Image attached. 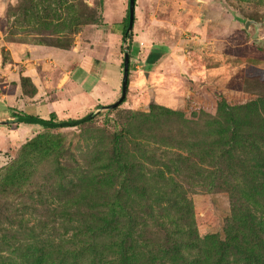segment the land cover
Returning <instances> with one entry per match:
<instances>
[{
    "label": "rangeland",
    "instance_id": "obj_1",
    "mask_svg": "<svg viewBox=\"0 0 264 264\" xmlns=\"http://www.w3.org/2000/svg\"><path fill=\"white\" fill-rule=\"evenodd\" d=\"M0 5L5 6L0 121L17 115L72 122L120 99L129 0H17L15 5L0 0ZM248 21L256 22L258 31L254 24L246 30ZM126 42L131 46L129 82L119 107L67 128L0 123V264H27L42 250L46 264H59L68 250L75 254L64 256L65 264L84 262L83 248L89 245L83 240L91 244V238L79 234L83 228L73 229L79 226L75 220L37 228L46 205L29 190L55 183L63 174L51 155L56 148L65 149L59 161L71 169L65 170L67 178H92L95 158L102 154L109 160L116 135L134 164L132 174H116L125 176L127 185L140 179L145 189L139 192L149 198L144 210L153 207L151 215L167 222L159 208H178L166 205L165 198L184 194L199 237L226 239L232 214L243 203L232 188L247 180L245 166L236 162L230 168L207 132L217 121L231 126L221 97L240 102L235 111L244 129L264 132V0H136ZM25 78L30 83L23 87ZM34 89L37 93L29 95ZM32 143L40 145L33 153ZM253 159L245 161L248 172L252 166L264 172V163ZM254 176L249 187L259 196L264 176ZM112 181L119 182L115 175ZM107 197L109 211L113 192ZM157 197L162 198L159 208L150 201ZM154 229L156 234L159 228ZM47 249L54 251V263Z\"/></svg>",
    "mask_w": 264,
    "mask_h": 264
},
{
    "label": "trees",
    "instance_id": "obj_2",
    "mask_svg": "<svg viewBox=\"0 0 264 264\" xmlns=\"http://www.w3.org/2000/svg\"><path fill=\"white\" fill-rule=\"evenodd\" d=\"M128 20L129 15L122 32L124 39ZM29 83L30 80L25 78L23 87ZM36 93L34 89L29 95L34 96ZM220 99L222 105L229 110L231 126L227 129L217 121L215 129L210 125L208 137L218 143L220 156L226 164H230V168L232 163L238 162L240 167L245 166L244 179H247L238 180V184L234 183L232 188L237 191L243 203L240 211L232 214L224 241H220L216 236L205 239L199 237L192 203L184 194H171L172 197L165 198L166 205H176L173 207L178 208L173 212L169 211L168 207L159 208L161 197H157V200L150 199L166 217L167 222L151 215L153 207L144 210V203L149 198L143 199L139 192V188L145 189L138 184L140 179L127 185L123 182L125 176L116 174V171H119L120 175H125L124 172L132 174L134 171V164L126 159L123 143L117 135L112 142L109 160L102 154V157H96L97 160L93 163L94 176L85 181L64 175L66 171L71 170L59 161L63 151L65 152L64 148H56L51 152L63 174L55 183L47 182L35 191L29 190L31 197L37 195L42 198L41 205H46L43 219L40 218L37 228L47 229L48 225H55L61 220L78 222V228L73 229L83 228V233L79 234L90 237L92 242L88 244V240H83L86 246L89 245L83 248L86 251L83 254L84 262L75 260L71 264H264V193L261 192L257 196L249 187L251 182L256 181L254 174L264 176V172L259 169L255 172L254 169L258 166H252L253 170L248 172L245 164L250 155H253V161L260 160L264 163V132H250L244 129L241 125L242 117L235 111L240 102L233 104L224 97ZM160 109L168 111L162 106ZM39 146L32 143V153ZM29 155L28 153L26 156L27 160ZM113 175L119 182L112 181ZM111 192L115 204L106 211L105 204L109 200L107 194ZM51 199H57L58 205H48ZM256 212L260 213L259 217ZM147 223L153 226L149 227ZM156 226L159 230L155 234ZM62 228L64 227L56 231ZM155 235H161V238ZM75 237H78V234ZM47 251L50 262L54 263V251ZM38 254V259L34 255L30 256L31 261L28 260L27 264H46L47 254L44 250ZM72 254L75 252L68 250L66 255ZM62 258L59 259V264H65L66 259Z\"/></svg>",
    "mask_w": 264,
    "mask_h": 264
},
{
    "label": "water",
    "instance_id": "obj_3",
    "mask_svg": "<svg viewBox=\"0 0 264 264\" xmlns=\"http://www.w3.org/2000/svg\"><path fill=\"white\" fill-rule=\"evenodd\" d=\"M135 11H136V0H129V23L124 43V62H123V79H122V93L120 99L115 102L114 104L105 105V106H99L96 110H94L92 113L87 115L86 117L72 122H59V123H53L48 121L39 120L37 118L27 117V116H16L14 119L8 120V121H0V123L4 124H12V123H20V122H26V123H35L43 127L47 128H64V127H74L77 125H80L82 123H85L87 121H90L94 118H96L98 115H100L104 111H110L113 110L119 105H121L126 96L128 91V82H129V67H130V45L127 44V39H129L133 32L134 27V21H135ZM250 24H254L257 31H258V24L254 21H248L246 23V30L250 28Z\"/></svg>",
    "mask_w": 264,
    "mask_h": 264
},
{
    "label": "clouds",
    "instance_id": "obj_4",
    "mask_svg": "<svg viewBox=\"0 0 264 264\" xmlns=\"http://www.w3.org/2000/svg\"><path fill=\"white\" fill-rule=\"evenodd\" d=\"M16 2H17V0H12V3H13V5H15V4H16ZM4 8H5V6H4V5H0V16H2V15H3Z\"/></svg>",
    "mask_w": 264,
    "mask_h": 264
}]
</instances>
